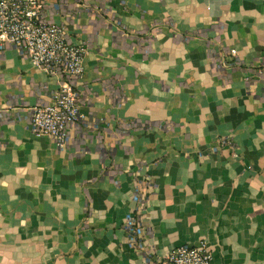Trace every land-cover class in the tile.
<instances>
[{
    "label": "crops",
    "instance_id": "1",
    "mask_svg": "<svg viewBox=\"0 0 264 264\" xmlns=\"http://www.w3.org/2000/svg\"><path fill=\"white\" fill-rule=\"evenodd\" d=\"M44 2L87 46L81 118L62 148L34 136L60 80L0 51V264H146L121 228L134 179L158 256L264 264V0Z\"/></svg>",
    "mask_w": 264,
    "mask_h": 264
},
{
    "label": "built area",
    "instance_id": "2",
    "mask_svg": "<svg viewBox=\"0 0 264 264\" xmlns=\"http://www.w3.org/2000/svg\"><path fill=\"white\" fill-rule=\"evenodd\" d=\"M10 46L32 66L60 80L52 101L32 108L30 131L34 136L51 138L62 148L68 142L70 128L81 118L77 81L84 72L87 46L71 42L65 26L50 20L44 0H0V51ZM133 186V207L125 214L121 228L128 246L146 264H213L206 240L179 245L158 256L148 243L142 221L148 183L134 179Z\"/></svg>",
    "mask_w": 264,
    "mask_h": 264
}]
</instances>
